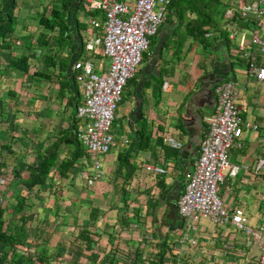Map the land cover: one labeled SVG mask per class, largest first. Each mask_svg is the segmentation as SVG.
I'll list each match as a JSON object with an SVG mask.
<instances>
[{
	"label": "crops",
	"instance_id": "1",
	"mask_svg": "<svg viewBox=\"0 0 264 264\" xmlns=\"http://www.w3.org/2000/svg\"><path fill=\"white\" fill-rule=\"evenodd\" d=\"M14 1L13 31L0 39V193L8 199L19 192L20 184L11 176L19 163L34 166L44 154L56 158L45 183L27 193L28 198L35 195V206L24 211L29 241L38 244L30 250L53 256L58 243L66 240L63 247L70 248L62 255L69 264H91L86 259L90 256L98 263L109 254L115 264H159V245L164 248L162 264L254 261L257 241L230 223L217 225L199 218L194 229H187L176 211L183 174L198 156L213 113L214 87L231 81L240 116L256 128H244L238 139L241 146L228 151V161L239 169L234 176L225 174L218 195L227 207L243 210L249 227L264 221V81L248 72L228 39L230 30L247 27L238 16L240 0L225 9L229 15L236 14L234 20L221 31L205 32L203 40L186 27L193 13L178 20L166 9L125 84L128 88L118 102L120 114L117 107L114 114L123 122L117 132L110 127L114 143L107 153L96 156L102 175L93 181L81 176L82 169L90 170L85 157L61 175L58 169L75 150L67 144L78 125L74 111L80 100L72 62L90 59L97 73L108 64L100 48H84L95 32L90 19L100 20L102 14L95 0ZM63 2L65 29L60 35L57 27L44 29L39 18L50 19L52 7L62 11ZM21 56L26 57L27 71L11 67ZM170 138L177 147L168 143ZM146 163L164 172L153 175L144 170ZM27 175V170L20 173L21 178ZM60 187L67 204L56 201L54 192ZM70 228L73 232L67 241L64 231ZM83 228L86 245L78 239ZM40 230L43 239L34 240ZM185 234L195 243L180 242ZM78 248L84 257L73 252Z\"/></svg>",
	"mask_w": 264,
	"mask_h": 264
},
{
	"label": "built area",
	"instance_id": "2",
	"mask_svg": "<svg viewBox=\"0 0 264 264\" xmlns=\"http://www.w3.org/2000/svg\"><path fill=\"white\" fill-rule=\"evenodd\" d=\"M170 1L95 0V8L102 18L90 19L95 32L88 36L84 48L87 51L100 48L108 64L100 73L93 70L90 59H77L71 65L80 97L74 111L78 120L75 135L89 158L90 170H81L83 179L89 177L93 181L102 175L96 156L107 153L114 143L110 127L122 89L140 63L149 37L163 21ZM239 5L238 16L247 27L230 30L228 39L234 43L237 56L246 62L248 72L255 80L264 81V0H240ZM225 15L231 16L228 10ZM214 94L213 113L199 143L198 156L191 169L183 174L184 185L176 201V211L187 229H194L199 218H208L217 225L230 223L257 241V256L249 264H264V221L259 226L249 227L243 210L237 206L227 207L218 195L225 174L234 176L239 169L228 161V151L241 146L238 139L244 128L255 129L256 125L240 116L235 103L236 89L231 81L216 84ZM167 141L177 147L175 140ZM143 168L153 175L164 172L162 167L150 163ZM4 203L0 195V205ZM183 241L195 243L187 234L180 238V242Z\"/></svg>",
	"mask_w": 264,
	"mask_h": 264
},
{
	"label": "trees",
	"instance_id": "3",
	"mask_svg": "<svg viewBox=\"0 0 264 264\" xmlns=\"http://www.w3.org/2000/svg\"><path fill=\"white\" fill-rule=\"evenodd\" d=\"M232 1L233 0H171L169 4H167L166 9L167 12L173 14L178 20L186 19V13H193V19L188 21L186 27L189 28V34L195 35L203 40V34L205 32L221 31L219 29L220 27H224L230 24V20H234L236 14H232L229 19L223 16L225 9ZM14 4V0H0V39L2 41L13 31L12 9ZM60 9L62 11L58 10L57 6H53L50 11V19L40 17L39 24L49 31L57 27L59 34L62 35L65 29L63 11L66 9V6L64 2L60 4ZM150 38L151 37H149L148 44L150 43ZM11 67L17 70L27 71L28 66L26 65V57L21 56L17 58L11 64ZM73 129L74 133L71 136V141H67V144L71 143V146H74L75 150L71 157L60 163L58 169L60 175L63 174L68 167L73 166L75 161L80 157L89 159L83 146L76 138L75 127H73ZM5 146L6 145H3L2 147ZM55 161L56 158L53 155L48 157L44 154L34 166H22L21 163H19L17 168L11 169V176L20 184V189L17 195L6 199L5 203L0 205V264H55L57 262L56 259L59 260L63 256V251H66V248L69 249L68 246L65 248L58 245V249L53 253V256L46 254L45 250H36L35 248L38 244L35 241H29L30 235L27 230L24 216L25 207L29 208V206H31L27 201V193L45 183L48 173ZM22 170L28 171L26 178H21L20 173ZM54 195H56V191ZM42 232L43 231L40 230L38 234L34 235V240L43 239L41 237ZM85 233V228H83L81 234L79 233L78 235V239L86 245L88 238ZM31 247L35 248L30 250ZM73 252L84 257L80 248L74 249ZM158 254L157 262L162 264L164 256L163 245H159ZM94 258V256H90L89 259L88 257L86 259L87 262L92 261L91 264H115L112 263V254L107 255L104 260L98 263H95L96 261H94ZM73 264L81 263L74 261ZM125 264L133 263L126 262Z\"/></svg>",
	"mask_w": 264,
	"mask_h": 264
},
{
	"label": "rangeland",
	"instance_id": "4",
	"mask_svg": "<svg viewBox=\"0 0 264 264\" xmlns=\"http://www.w3.org/2000/svg\"><path fill=\"white\" fill-rule=\"evenodd\" d=\"M84 54H88V55H90L91 54V52H86V53H84ZM128 88V85H126L125 87H123V89H122V92H121V97L123 96V93H125V90ZM122 104H121V102L117 105V110H116V112H118L119 114H120V106H121ZM118 113H115V114H118ZM115 119H114V121H113V123H112V126H111V129H112V131L113 132H117V131H119L120 130V124H122V122H123V119L121 118V117H117L116 115H115ZM61 191H62V187H60L59 189H57L56 190V195H55V197H56V201L59 203V201H60V199H61ZM59 192V193H58ZM0 195L5 199L6 198V196H4V194L3 193H0ZM34 196L35 195H33V196H31L30 198H28L29 200H27L28 201V203L29 204H31V206L32 207H34L35 206V199H34ZM62 201H63V198L61 199ZM5 201H6V199H5ZM63 204H67V201H63L62 203H60V204H58V205H63ZM31 206H29V208L28 207H25V210L27 211V209H30V207ZM67 209H68V207H67ZM70 216V214L69 213H66V215H65V217H69ZM66 221V220H65ZM64 221V222H65ZM69 230H71V233L69 234L68 233V231ZM69 230H66V231H64V236H63V238H66L67 239V241H68V239H69V235H72V232H73V230L70 228ZM74 233H75V231H74ZM73 237V236H72ZM62 242H66V240H62ZM62 242H59L58 243V245H61V246H63V244L64 243H62ZM70 248V247H69ZM63 259H65L66 260V262L69 264V259H67V258H65V257H61L59 260H57L56 259V263L55 264H62V260ZM67 263H64V261H63V264H67Z\"/></svg>",
	"mask_w": 264,
	"mask_h": 264
}]
</instances>
